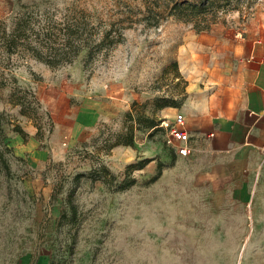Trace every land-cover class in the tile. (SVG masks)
Wrapping results in <instances>:
<instances>
[{
  "label": "rangeland",
  "instance_id": "1",
  "mask_svg": "<svg viewBox=\"0 0 264 264\" xmlns=\"http://www.w3.org/2000/svg\"><path fill=\"white\" fill-rule=\"evenodd\" d=\"M262 4L232 0L185 21L146 18L147 0H0L8 24L31 6L36 24L79 21L93 41L54 67L0 54V264H264V189L220 204L198 195L158 149L170 151L173 117L161 112L184 98L176 57L189 34L245 28ZM105 32L111 43L96 48ZM87 97L120 111L98 116L71 144ZM32 137L58 156L37 162L42 153L23 152L36 145ZM147 157L153 162L139 169Z\"/></svg>",
  "mask_w": 264,
  "mask_h": 264
},
{
  "label": "crops",
  "instance_id": "2",
  "mask_svg": "<svg viewBox=\"0 0 264 264\" xmlns=\"http://www.w3.org/2000/svg\"><path fill=\"white\" fill-rule=\"evenodd\" d=\"M176 59L177 73L185 81L184 98L161 113L166 119L176 113L184 117L188 153L182 156L158 147L159 153L180 165L198 195L220 204H243L255 190L264 189V4L245 28L217 24L190 33ZM99 102L82 99L70 131L71 144L81 130L97 123L98 116L120 111L119 105ZM32 139L36 145L23 152L42 153L34 157L37 162L46 161L49 154L58 156L54 147ZM145 159L142 169L153 162Z\"/></svg>",
  "mask_w": 264,
  "mask_h": 264
},
{
  "label": "trees",
  "instance_id": "3",
  "mask_svg": "<svg viewBox=\"0 0 264 264\" xmlns=\"http://www.w3.org/2000/svg\"><path fill=\"white\" fill-rule=\"evenodd\" d=\"M232 0H147L146 18L157 13L158 17L174 16L178 19L191 21L193 19L204 18L207 14H214L218 9L227 7ZM37 8V7H36ZM35 8L24 6L11 19L10 23L0 20V54L10 56L19 54L33 58L50 67L70 63L82 49L92 48L93 43L90 36L82 38L81 33L85 30V24L79 21L70 23L63 22L62 26H57L51 20L42 23H35ZM83 25V30L82 26ZM109 32H105L100 44L101 47L111 43L108 38ZM106 41V42H105ZM91 51V49H90ZM165 106H171L166 104ZM176 107V106H173ZM127 117H132L129 111ZM158 123L150 122V128L156 127ZM21 134V133H20ZM128 139L125 145H130L134 136L131 126L127 134ZM117 141L116 144H119ZM115 144V145H116ZM147 160L141 162V169ZM143 164V165H142ZM134 180L129 184L132 185Z\"/></svg>",
  "mask_w": 264,
  "mask_h": 264
},
{
  "label": "built area",
  "instance_id": "4",
  "mask_svg": "<svg viewBox=\"0 0 264 264\" xmlns=\"http://www.w3.org/2000/svg\"><path fill=\"white\" fill-rule=\"evenodd\" d=\"M184 117L181 114H176L172 124H166L165 143L177 152L179 155L186 156L188 153L189 135L182 129ZM261 162L264 163V150L262 152Z\"/></svg>",
  "mask_w": 264,
  "mask_h": 264
}]
</instances>
